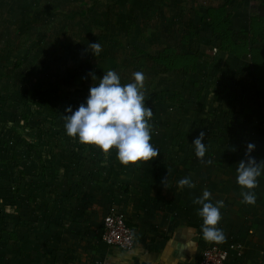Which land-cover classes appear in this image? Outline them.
<instances>
[{"label": "rangeland", "instance_id": "374dc122", "mask_svg": "<svg viewBox=\"0 0 264 264\" xmlns=\"http://www.w3.org/2000/svg\"><path fill=\"white\" fill-rule=\"evenodd\" d=\"M262 14V0H0V264H24L20 257L62 249L69 231L79 238L94 230L109 212L110 193L146 173L164 175L157 161L169 171L194 163L192 142L201 131L204 160L226 172L246 161L247 150L224 159L223 145L239 129L218 134L217 119L223 108L234 109V92L249 80L264 89V65L253 67L243 55L248 22ZM210 20L218 26L214 33ZM97 41L101 51L94 56L89 45ZM235 46L236 54L229 52ZM165 49L197 64L162 68L157 56ZM109 70L122 85L137 71L145 76L150 143L159 150L148 163L125 167L116 149L105 155L66 134L64 116L71 113L65 110L85 104L89 88ZM250 107V115L237 117L249 131L245 143L264 145V92ZM27 141L36 149L28 152ZM61 151L68 153L66 172ZM254 158L264 164V154ZM17 173L25 178L14 193L8 177L16 180ZM6 231L15 241L6 240Z\"/></svg>", "mask_w": 264, "mask_h": 264}, {"label": "crops", "instance_id": "0c3cea01", "mask_svg": "<svg viewBox=\"0 0 264 264\" xmlns=\"http://www.w3.org/2000/svg\"><path fill=\"white\" fill-rule=\"evenodd\" d=\"M211 161L205 165L196 157L189 166L168 172V188L161 183L166 172L162 176L146 173L136 183H126L110 193L109 211L121 212L134 230L132 249L108 246L101 237V218L94 230L79 238L69 231L63 236L66 245L57 252L20 258L24 264H198L208 242L202 238V219L197 215L202 206L193 200L208 190L209 202H224L217 227L225 240L216 244L233 242L241 251H230L225 264H264V172L257 178L258 186L251 190L256 202L250 205L242 203L241 192L246 189L236 183V170L226 172L227 166ZM185 177H190L195 187H178L177 182ZM66 247L73 251L64 258Z\"/></svg>", "mask_w": 264, "mask_h": 264}, {"label": "clouds", "instance_id": "9594fccd", "mask_svg": "<svg viewBox=\"0 0 264 264\" xmlns=\"http://www.w3.org/2000/svg\"><path fill=\"white\" fill-rule=\"evenodd\" d=\"M89 48L94 56L101 51L98 41L90 44ZM92 78L96 79L94 75ZM144 80V74L137 71L133 73L132 82L122 85L120 76L115 71L104 73L98 86L89 88L85 104H81L74 112L71 107L65 110L71 113L64 116L66 134L77 138L80 144L99 148L105 155L113 148L116 149V158L125 167L155 159L159 150L150 143L152 125L149 121L153 111L145 106ZM204 139L205 132L201 131L192 142L195 156L201 162L211 164V160L203 159L206 153V146L202 143ZM254 147L253 144L247 145V159L241 160L236 168V183L246 189L241 192L242 203L250 205L256 202V196L251 190L258 186L257 178L264 169V164L257 163L250 155ZM167 180L168 172L161 181L165 188H168ZM177 183L181 188L195 187L190 177L182 178ZM210 197L211 193L204 190L202 196L195 198L193 203L202 206L197 211L198 217L202 219V238L206 242L218 244L225 240L222 229L217 227L221 220L220 208L224 206V202L218 200L214 205L209 202Z\"/></svg>", "mask_w": 264, "mask_h": 264}, {"label": "trees", "instance_id": "16d2710c", "mask_svg": "<svg viewBox=\"0 0 264 264\" xmlns=\"http://www.w3.org/2000/svg\"><path fill=\"white\" fill-rule=\"evenodd\" d=\"M264 1V0H262ZM225 15V14H224ZM223 15H221V20ZM252 17L248 24L249 27L251 28L252 34L250 36H247L245 45L243 47V55L248 56L250 64L254 66H263L264 65V15L262 14V17H259L258 19H254ZM220 19V18H219ZM218 19V20H219ZM260 20H262V31L261 29H257L256 26L260 25ZM217 21V20H214ZM209 28L212 30V32H216V28L218 27L216 24H214L211 20L209 22ZM247 35V34H246ZM240 42V41H239ZM261 42V44L259 43ZM257 43V44H256ZM224 48V47H222ZM236 48L237 46L228 49L229 52H234L236 54ZM235 50V51H234ZM190 60V67L194 68L195 65L197 64V59L195 57H190V55H184L180 53H174L170 54L167 49L163 50L159 56H157V61L160 67L166 68V69H174L178 68L175 67L183 62L189 61ZM249 74V72H248ZM248 76V75H247ZM264 92V89L259 86V84H256L255 80H249L248 81V87H241L239 91H235V95L233 96V107L234 109H229V108H223L221 110L222 112V118L217 119L219 121L218 123V130L217 133L221 134L223 131L227 132H235L236 129L238 130V133H235L232 135V141L233 143L231 144L230 142H225V145H223L222 148V155L227 162H232L234 161L239 155H242L246 150H247V144L245 141L247 140V137L249 135V131L244 129L243 127L240 126V121L238 118L242 117L243 115H250L251 113V107L250 104L253 101V99L257 96H261L262 93ZM232 92H229V96H232ZM226 118V121H225ZM25 119V117H24ZM199 125V124H198ZM202 127V126H201ZM206 128V127H204ZM227 130V131H226ZM254 150L250 153L252 157H260L261 155L264 154V145L263 144H255L254 145ZM15 148V146H14ZM26 149L28 152L31 150L36 149L35 146L27 141L26 142ZM68 153L61 151L59 152V158L62 161L61 167L63 170H67L68 163H65L64 160H67V155ZM38 165L44 168V155L43 152L40 154L38 153ZM159 159V158H158ZM4 160L1 159L0 163H3ZM158 162V168L162 171L164 170L166 173L170 172L169 171V165H167L163 161H157ZM46 168V167H45ZM21 171V170H20ZM23 178L25 176L23 173H17L16 180L12 177V175H9L8 177V183L9 185L15 184L14 187H10V190H13L14 193L19 192V186L22 183ZM24 182H27L25 179ZM28 183V182H27ZM38 186V184H37ZM40 186V185H39ZM38 186V187H39ZM71 191V188L69 189ZM63 210V208H61ZM6 229H4L5 231ZM102 231V230H101ZM7 232V238L6 240L8 241H15V236L14 233L11 231H6ZM58 235L59 233L56 232ZM73 249L71 247H66L65 248V254L64 258H66L67 254L72 252ZM20 254V253H18ZM46 254V253H44Z\"/></svg>", "mask_w": 264, "mask_h": 264}, {"label": "built area", "instance_id": "2783aa9c", "mask_svg": "<svg viewBox=\"0 0 264 264\" xmlns=\"http://www.w3.org/2000/svg\"><path fill=\"white\" fill-rule=\"evenodd\" d=\"M102 240L112 247L130 250L134 247L136 238L132 226L129 225L121 212L109 211L103 217ZM237 249L233 242L223 246L207 243L203 248L198 264H225L230 251ZM240 253V249H237Z\"/></svg>", "mask_w": 264, "mask_h": 264}]
</instances>
